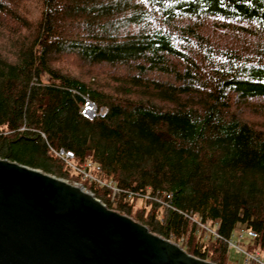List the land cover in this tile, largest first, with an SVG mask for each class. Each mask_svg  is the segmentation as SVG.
Segmentation results:
<instances>
[{
  "label": "trees",
  "instance_id": "1",
  "mask_svg": "<svg viewBox=\"0 0 264 264\" xmlns=\"http://www.w3.org/2000/svg\"><path fill=\"white\" fill-rule=\"evenodd\" d=\"M249 101L264 115V0H0V158L216 264L237 227L264 259V129L232 108Z\"/></svg>",
  "mask_w": 264,
  "mask_h": 264
},
{
  "label": "water",
  "instance_id": "2",
  "mask_svg": "<svg viewBox=\"0 0 264 264\" xmlns=\"http://www.w3.org/2000/svg\"><path fill=\"white\" fill-rule=\"evenodd\" d=\"M0 264H216L91 191L0 158Z\"/></svg>",
  "mask_w": 264,
  "mask_h": 264
},
{
  "label": "built area",
  "instance_id": "3",
  "mask_svg": "<svg viewBox=\"0 0 264 264\" xmlns=\"http://www.w3.org/2000/svg\"><path fill=\"white\" fill-rule=\"evenodd\" d=\"M107 112H108V108L106 106H99L89 96L84 97V101L81 106V113L88 119L93 120L97 117L105 116ZM59 154L62 155L67 161H69V164L76 171L81 173L84 179H91V180H96L100 183H104L103 173L100 172V175H97V176L94 175L93 171L100 170V167L98 165L94 164L93 162H86L82 166H77L71 163L70 161L71 158L73 157V154L71 152L65 153V156H64V151H61ZM76 184L79 186H83L81 183H76ZM111 187L113 189V199H114L116 194L119 193V189L115 186H111ZM212 233L218 236L217 233L215 232H212ZM245 234L251 238L257 237V234L254 231L246 230L242 227H237L235 229V234L233 236H237L241 239L244 237ZM207 243H209V240H207ZM230 248H236L237 251L241 253H245L247 255V258L245 261L246 264H264V259L262 258V255L259 250H255L253 253L248 252V249L244 251L240 248L239 243L232 241V238L228 241V251Z\"/></svg>",
  "mask_w": 264,
  "mask_h": 264
},
{
  "label": "rangeland",
  "instance_id": "4",
  "mask_svg": "<svg viewBox=\"0 0 264 264\" xmlns=\"http://www.w3.org/2000/svg\"><path fill=\"white\" fill-rule=\"evenodd\" d=\"M69 69L72 73H75L76 75L81 76L82 72H84V70H82L80 67L75 66L74 64L70 63L69 65ZM101 68L104 69H110V73H114V74H122L124 73L125 68H121V67H110V65L108 64H102L101 66H99ZM91 73L94 72H90L89 74L86 72H84V75L90 78V75H92ZM99 81L101 85H106L107 82V77L101 75L99 77ZM233 109L237 110V114L241 115L244 119H246L247 121H249L250 123L254 124L256 127L260 128V129H264V115L258 113L255 109V105L252 101L246 102V103H239V104H234ZM121 214H125L120 212ZM232 241H235L237 243H239V246L242 250H247L249 244L253 243V238L248 237L246 234L244 235L243 238H239L237 236H233L232 237ZM247 255L245 253H241L239 251H237L236 248H230L229 252H228V264H246Z\"/></svg>",
  "mask_w": 264,
  "mask_h": 264
},
{
  "label": "snow or ice",
  "instance_id": "5",
  "mask_svg": "<svg viewBox=\"0 0 264 264\" xmlns=\"http://www.w3.org/2000/svg\"><path fill=\"white\" fill-rule=\"evenodd\" d=\"M141 2H144V0H141Z\"/></svg>",
  "mask_w": 264,
  "mask_h": 264
}]
</instances>
